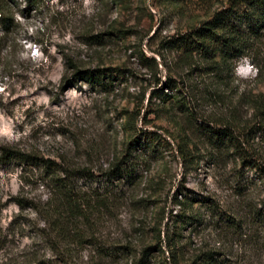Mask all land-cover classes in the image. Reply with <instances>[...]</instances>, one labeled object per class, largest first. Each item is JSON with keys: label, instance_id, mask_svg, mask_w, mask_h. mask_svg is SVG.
I'll list each match as a JSON object with an SVG mask.
<instances>
[{"label": "rangeland", "instance_id": "rangeland-1", "mask_svg": "<svg viewBox=\"0 0 264 264\" xmlns=\"http://www.w3.org/2000/svg\"><path fill=\"white\" fill-rule=\"evenodd\" d=\"M236 1H13L0 32V264H137L144 250L146 264H264V28L220 72L166 44ZM206 127L240 151L228 137L217 149ZM125 161L129 178L114 171ZM68 177L65 206L51 179Z\"/></svg>", "mask_w": 264, "mask_h": 264}, {"label": "trees", "instance_id": "trees-1", "mask_svg": "<svg viewBox=\"0 0 264 264\" xmlns=\"http://www.w3.org/2000/svg\"><path fill=\"white\" fill-rule=\"evenodd\" d=\"M14 0H0V32H9L12 29V14L10 13L11 4ZM30 2V1H29ZM236 5L241 6L238 10ZM264 28V0H238L233 3L232 6L226 7L221 10H217L207 21L203 22L200 26L194 27L189 31L184 32L181 35L171 37L166 41L169 48H173L178 51H183L186 55L196 54L205 61L217 59L218 63L213 66L211 70L220 72L227 68L228 64L234 59H240L242 57H249V51L254 47L256 41L261 38V30ZM1 39V38H0ZM251 62V61H250ZM92 74H86V79L91 83L100 79V75L97 72H91ZM76 75L74 76V78ZM82 77V76H81ZM99 82V81H98ZM98 82H95L99 84ZM100 86L105 87L104 84ZM153 97L159 98L164 101H168L167 95L164 94L162 89L154 91ZM177 104L181 102L175 101ZM261 107L262 111V125L261 129L264 132V104ZM180 106V105H179ZM208 129V130H206ZM205 131L208 133V140L217 149L224 145V139H229L230 146L234 148V151L238 153V143L233 141L232 137L227 133V129H216L206 127ZM238 144V145H237ZM137 146H142L140 140H136ZM144 147L148 149L145 144ZM155 151V146L149 149ZM2 161L17 159L24 162L27 165H39V160L35 156L13 154L6 151L1 157ZM247 162L243 160V164ZM127 161L123 162L122 169L116 167L115 172L121 173L122 178L130 177V169L127 168ZM126 166V167H125ZM113 171V172H114ZM128 172L125 175L124 172ZM115 173V174H117ZM53 186L56 189L57 195L65 206H70L72 203L70 194L72 188L75 185L71 178H53ZM181 206L188 205L185 202H179ZM190 206V205H189ZM182 217V216H174ZM148 250H144L142 258L137 264H146L148 261Z\"/></svg>", "mask_w": 264, "mask_h": 264}]
</instances>
